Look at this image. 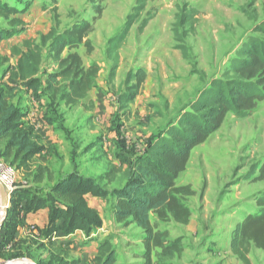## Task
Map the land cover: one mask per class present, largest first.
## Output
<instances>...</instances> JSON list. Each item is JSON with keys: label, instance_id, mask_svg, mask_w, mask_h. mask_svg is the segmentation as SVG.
Wrapping results in <instances>:
<instances>
[{"label": "rangeland", "instance_id": "1", "mask_svg": "<svg viewBox=\"0 0 264 264\" xmlns=\"http://www.w3.org/2000/svg\"><path fill=\"white\" fill-rule=\"evenodd\" d=\"M0 7L23 11L10 19L0 18V35L11 34L0 43V54L10 52L4 57L11 59L12 67L17 64L12 49L24 41L40 42L54 27L62 32L101 15L89 36L93 52L88 54L83 46L78 50L87 68L94 64L100 68L85 100L68 107L52 103L51 95L43 91L37 99L34 93L30 95L34 101L28 102L29 91L22 86L11 97L14 105L26 109L34 130L38 125L32 124L33 119L44 112L39 127L45 131L41 144L48 149L37 161L50 170L51 177L36 183L34 176L15 167L18 189L10 210L12 226L4 223V227L8 231L23 226L25 210L32 204L48 208L50 214L56 212L46 227L51 228L46 244L32 236L17 247L11 241L0 250V264H37L42 259L46 264H60L69 259L56 252L65 250L56 247L52 238L58 229L66 233L72 227V214L52 190L72 173L93 179L102 193L86 197L89 210L98 213L81 210L75 225L78 231L87 234L89 229L87 222L82 223L83 216L86 221L113 223L112 191L135 172V162L147 156L153 143L167 137L183 114L192 112L193 102L211 91L212 82L234 78L225 75L241 58L242 48L253 40H264V0H152L146 5H139L138 0H0ZM196 11L190 26L185 19ZM13 18L22 20L23 31L11 23ZM128 20L135 25L117 47ZM145 22L147 26L141 29ZM46 55L40 71L45 81L56 70ZM140 69L147 79L137 94L133 86ZM1 85L11 90L16 83L6 73ZM85 150L90 151L87 157ZM263 169L264 101L246 118L228 114L222 128L192 152L177 181L178 186H189L195 192L186 200L192 211L190 224L162 223L152 217L157 229L168 230L171 239L183 242L184 253L174 264H244L231 252V236L239 222L260 210L257 200L264 195ZM118 228L112 236L118 244L115 249L112 245L115 264H140L142 259H136V254L144 251L143 231L122 224ZM21 255L22 259H15ZM248 257L250 264H264L262 250L252 247Z\"/></svg>", "mask_w": 264, "mask_h": 264}, {"label": "trees", "instance_id": "2", "mask_svg": "<svg viewBox=\"0 0 264 264\" xmlns=\"http://www.w3.org/2000/svg\"><path fill=\"white\" fill-rule=\"evenodd\" d=\"M150 1L152 0H138V4L146 5ZM19 13L23 11L0 7V18L10 19ZM196 14L197 11L188 14L190 17L186 18L185 22L192 26ZM100 16L93 22L83 21L62 32L54 27L48 35L41 36L40 42L24 41L22 46L12 49V55L17 58L14 67L10 65L9 57L0 54V158L18 170L34 176L36 183H42L50 176L48 175L50 170L37 161L44 151L42 139L30 126L26 109L14 105L11 97L22 86L33 92L36 98L44 91L51 95L52 103L58 102L68 107L85 100L95 87L100 68L95 64L87 68L78 50L83 46L88 54L93 52L89 36L93 33L95 21ZM58 19L56 15V26L59 24ZM11 23L20 26L22 28L20 31H23L24 26L20 18H13ZM134 25V20L127 21L123 34L116 41L117 47L124 42ZM146 26L147 22L143 23L141 29ZM10 36L11 34L0 35V43ZM45 52L56 70L48 74L46 85L43 87L40 71L45 62ZM240 56L241 58L235 61L225 75L234 78L212 82L211 91L193 102L192 112L183 114L178 126H173L167 131V137L153 143L147 156L135 162L132 167L135 172L129 174L127 182L121 188L112 191L115 198L116 221L127 227H138L143 231L140 239L144 251L139 254L142 259L140 264H174V260L183 255L182 240L171 239L168 230L157 229L152 217L156 216L162 223L174 222L184 226L190 224L192 211L186 200L194 196L195 192L189 186H178L177 181L186 171L192 152L222 128L228 114L233 113L239 118H246L264 101V40H253L247 44L241 49ZM4 67L7 69L2 71ZM6 73H10L16 83L11 90H6L1 85L2 77ZM135 79L137 83L133 89L138 94L147 79V74L140 69L135 74ZM133 100L134 98L129 101ZM52 193L71 211L69 224L72 227L65 230L68 235L79 230L75 225L79 223L81 210H87L93 215L98 213L96 210H89L86 204L88 195H102L101 189L91 178H83L72 173L58 182ZM257 205L259 212L246 216L232 231L231 252L244 264H250L248 256L252 247L264 251V195L258 198ZM36 206L40 207L38 204H32L26 209L27 212ZM55 212L54 210L51 212L52 222ZM10 218L9 211L8 221L5 222L7 227L12 226ZM85 222L89 225L87 234L102 226L97 220L86 221L83 216L82 223ZM16 228L14 226L11 230H6L1 248L14 241ZM45 232L50 235L51 228H47ZM57 253L67 256L66 252ZM46 263L47 260L44 259L37 262ZM96 263H116L115 251L109 242L105 241L100 245ZM60 264H79V260L72 262L62 260Z\"/></svg>", "mask_w": 264, "mask_h": 264}, {"label": "crops", "instance_id": "3", "mask_svg": "<svg viewBox=\"0 0 264 264\" xmlns=\"http://www.w3.org/2000/svg\"><path fill=\"white\" fill-rule=\"evenodd\" d=\"M8 54H10V52L6 54H1V55L8 56ZM13 66L15 65L13 64ZM46 82L47 81L42 80L43 87H45ZM32 94L33 92H29V95L26 96L28 99V102L34 101L32 98L33 96L30 97V95ZM40 95L41 93L39 94V96ZM39 102L41 103V101ZM26 105H29V104H26ZM43 115H44V112L40 113L38 116L36 115L37 118L33 119L35 121H32V124L38 125V128L36 127L35 132L41 139H43L42 138L43 133L45 132V131L40 130V127H39V125H41L43 122L42 121ZM44 149H45L44 150V154H45L48 149L47 144L46 146H44ZM87 152L90 153V151L85 150V157H87L86 154H89ZM97 203L98 202H96V204ZM92 207L93 209H95L94 206ZM25 213H28L26 215V220L23 221V226L19 225L18 228L16 229L14 243L11 244L12 247L13 246L17 247L18 245L24 244L22 239L28 240L30 239V236H32L31 237L32 239L36 238L40 242V244L42 245L46 244L47 241H49V239H47L46 237L45 231H46V227L49 225V222H50V215H51L50 210L48 208H42V207L36 206V207H33L28 212L25 210ZM113 220H114L113 223L104 221L101 227L94 229L90 234H83L82 231H76L74 234L68 235L64 233L63 231H61L60 229H58V232L54 235L55 237L52 238L54 245L56 247H60L65 250L67 256L62 255V257L69 258L66 261L72 262L73 260H79V264H97L96 259L99 256V248L103 242L105 241L109 242L111 245H113L114 249H115V246L118 245L117 240L112 239V236H115L116 232L119 231L118 225H120L116 221L115 214H113ZM5 231H6V227L4 226L1 227L0 225V246L3 243L4 237H5ZM99 233L102 234L101 238L98 237ZM12 247H8V248H12ZM0 250H4V249L0 247ZM57 252H61V251L57 250ZM139 254H136L137 255L136 259L140 260L141 257ZM32 256L30 257L31 259L34 258V256L33 257ZM22 258H23L22 255L20 257H15V259L17 260L22 259ZM37 262L38 261H36L35 263Z\"/></svg>", "mask_w": 264, "mask_h": 264}, {"label": "built area", "instance_id": "4", "mask_svg": "<svg viewBox=\"0 0 264 264\" xmlns=\"http://www.w3.org/2000/svg\"><path fill=\"white\" fill-rule=\"evenodd\" d=\"M17 169L0 158V224L5 223L18 189ZM4 193H3V192ZM7 214V217L5 215ZM15 264H29L17 262Z\"/></svg>", "mask_w": 264, "mask_h": 264}, {"label": "water", "instance_id": "5", "mask_svg": "<svg viewBox=\"0 0 264 264\" xmlns=\"http://www.w3.org/2000/svg\"><path fill=\"white\" fill-rule=\"evenodd\" d=\"M3 192V191H2ZM4 193V192H3ZM5 217H7V214L5 215ZM1 227H3L4 226V222H2L1 224Z\"/></svg>", "mask_w": 264, "mask_h": 264}]
</instances>
